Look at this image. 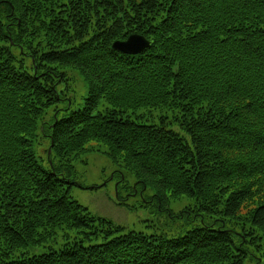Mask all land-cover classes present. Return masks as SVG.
<instances>
[{
  "label": "trees",
  "instance_id": "16d2710c",
  "mask_svg": "<svg viewBox=\"0 0 264 264\" xmlns=\"http://www.w3.org/2000/svg\"><path fill=\"white\" fill-rule=\"evenodd\" d=\"M133 34L151 45L113 48ZM90 143L127 195L190 196L197 224L93 216L63 173ZM0 264H264V0H0Z\"/></svg>",
  "mask_w": 264,
  "mask_h": 264
},
{
  "label": "rangeland",
  "instance_id": "374dc122",
  "mask_svg": "<svg viewBox=\"0 0 264 264\" xmlns=\"http://www.w3.org/2000/svg\"><path fill=\"white\" fill-rule=\"evenodd\" d=\"M67 75L75 91L70 96L73 98V108H80L86 96V84L75 72L70 71ZM50 116H47L46 121ZM155 120L158 121V118ZM173 129L179 130L177 127ZM94 144L90 143V145ZM93 147L94 152L83 155L72 163L71 172L63 170V173L71 180L82 185L72 186V198L86 207L93 216L107 219L125 228L126 232L134 231L147 236H162L169 239L184 235L197 224L194 217V198L181 196L174 199L168 196L167 200H160L151 189L136 190L127 195L119 187V179L115 172L121 173L122 177L129 181V185L133 184V179L128 178L127 174L124 176L113 166L111 161L102 154L103 147L95 145ZM36 152L38 161L46 167L49 166L45 140L36 146ZM122 199H125L123 201L125 205H119ZM58 240L57 244L62 243V240ZM57 244L55 247H58ZM43 253H45L43 247H31L28 250L30 256Z\"/></svg>",
  "mask_w": 264,
  "mask_h": 264
},
{
  "label": "water",
  "instance_id": "95a60500",
  "mask_svg": "<svg viewBox=\"0 0 264 264\" xmlns=\"http://www.w3.org/2000/svg\"><path fill=\"white\" fill-rule=\"evenodd\" d=\"M151 45V42L140 34L130 35L126 40H117L113 43V48L127 55H137L142 53Z\"/></svg>",
  "mask_w": 264,
  "mask_h": 264
}]
</instances>
